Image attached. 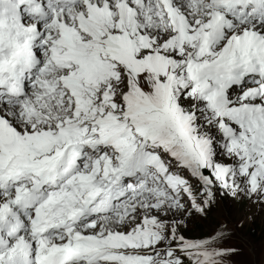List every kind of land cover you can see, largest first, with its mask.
<instances>
[{
	"label": "snow or ice",
	"instance_id": "1",
	"mask_svg": "<svg viewBox=\"0 0 264 264\" xmlns=\"http://www.w3.org/2000/svg\"><path fill=\"white\" fill-rule=\"evenodd\" d=\"M218 202L264 211V0H0V264H246Z\"/></svg>",
	"mask_w": 264,
	"mask_h": 264
},
{
	"label": "rangeland",
	"instance_id": "2",
	"mask_svg": "<svg viewBox=\"0 0 264 264\" xmlns=\"http://www.w3.org/2000/svg\"><path fill=\"white\" fill-rule=\"evenodd\" d=\"M235 207L233 205V209ZM252 212L255 213L254 218L251 213L239 215L235 211L229 218L225 216L224 209L218 202L214 220L220 222L227 220L229 228H233L235 225V236L230 242H236L243 246L246 264H261L264 261V211L252 209ZM241 219H243L242 226Z\"/></svg>",
	"mask_w": 264,
	"mask_h": 264
}]
</instances>
